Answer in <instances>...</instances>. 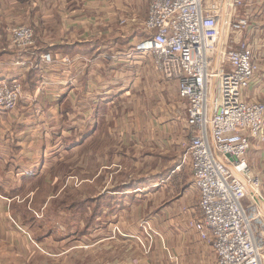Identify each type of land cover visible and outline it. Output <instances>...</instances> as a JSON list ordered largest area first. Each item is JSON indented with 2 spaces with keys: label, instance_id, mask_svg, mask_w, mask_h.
Returning a JSON list of instances; mask_svg holds the SVG:
<instances>
[{
  "label": "rangeland",
  "instance_id": "1",
  "mask_svg": "<svg viewBox=\"0 0 264 264\" xmlns=\"http://www.w3.org/2000/svg\"><path fill=\"white\" fill-rule=\"evenodd\" d=\"M116 1V24L112 27L115 32L107 42L102 39L107 46L115 41L109 47H112L110 55L118 53L115 67L104 59H96L97 55L85 57L76 63L82 69H91V73L87 78L83 72L77 75L78 90L74 91L68 83L62 82L59 86H47L48 95L41 87L33 91L36 80L29 72L20 74L22 78L17 75L16 80H7L19 83L20 92L14 109L0 110V194L10 196L9 201L0 198V256L49 258L59 255L63 259L60 264H67V261L63 262L65 257L72 256L80 259L75 264H98L93 259L107 253L108 257L122 258V264H131L126 262L129 258H134V264H153L150 251L155 240L179 243L175 221L169 220L174 210L193 211L192 217L197 216L198 193L192 189L187 162L181 163L184 151L179 145L181 140L188 139L189 132L185 128V136L179 135L181 140L173 138L185 119V110L179 107L184 104L178 98L177 88L162 80L150 57L128 59L124 56L145 36L143 25L151 0H134L135 5L127 4L125 0ZM242 2L238 15L250 18V22L240 41L254 49L258 66L255 80L264 81V36L260 33L261 16L264 24V0ZM20 26L33 32V47L28 51L15 49L12 45L10 29ZM120 28H123L124 38L115 36ZM7 32L8 40L0 41V52L10 48L16 53L15 58H21L18 65L28 67L34 50L45 40H38L28 25L11 26ZM51 35H46L51 40L49 44L42 43L44 49L55 43V34ZM3 57L0 56V62ZM66 57H52L48 67L57 66ZM13 70L15 68H10L9 72L0 70L3 75L0 80L5 81ZM54 75L57 74L51 77ZM86 86H90L89 89ZM87 90L96 100L84 101ZM105 91H109V98L99 102L98 95L103 97ZM69 92L75 97L68 99ZM48 96L52 97L49 102ZM91 132V137L83 139V134ZM258 144L260 149L263 148ZM258 160L250 170L260 181L262 178L259 195L264 199V162ZM7 161L12 163L10 168ZM21 163L35 173L21 178L17 173ZM7 171L10 176H17L16 180H8L10 176L7 175L8 182L2 183ZM147 181H151L150 184ZM121 183L135 184L130 190L133 194L122 196L117 203L130 209L129 212L117 218L101 217L99 211L101 205L105 206V191H111ZM114 201L109 199L108 204ZM245 206L264 254V210L255 200L247 199ZM5 219L13 225L9 232L3 225ZM105 223L112 229L123 225L125 230L106 231L100 228ZM25 224L31 231L26 235L29 246L21 249L23 241L15 229L20 225L26 228ZM178 224V229H182ZM139 225L146 228L144 232ZM90 226L92 231L88 233L86 229ZM5 231L8 238L4 240ZM111 233L113 240V235L108 237ZM40 238L54 242L42 249L33 243L34 239ZM104 239L107 240L101 241ZM16 241L21 243L17 251H13L8 244ZM174 249L176 253L177 248ZM84 257L88 259L84 260Z\"/></svg>",
  "mask_w": 264,
  "mask_h": 264
},
{
  "label": "built area",
  "instance_id": "2",
  "mask_svg": "<svg viewBox=\"0 0 264 264\" xmlns=\"http://www.w3.org/2000/svg\"><path fill=\"white\" fill-rule=\"evenodd\" d=\"M242 0H151L145 36L125 54L151 59L162 80L175 84L185 106L189 137L181 140L198 193L197 216L185 223L206 245L213 264H264L245 202H254L261 182L247 155L252 141L264 144V103L246 93L256 78L254 49L242 42L250 18H241ZM15 49L28 51L33 32L10 29ZM78 59L66 57L64 65ZM40 62L52 63L49 53ZM19 83L0 82V110L14 109ZM151 231V229H149ZM174 264L177 257L170 256Z\"/></svg>",
  "mask_w": 264,
  "mask_h": 264
},
{
  "label": "crops",
  "instance_id": "3",
  "mask_svg": "<svg viewBox=\"0 0 264 264\" xmlns=\"http://www.w3.org/2000/svg\"><path fill=\"white\" fill-rule=\"evenodd\" d=\"M117 2L118 1L116 0H0V41L8 40L7 29L15 25H28L32 27L38 40H41L42 38V40H45L44 42L48 44H49L48 41L51 40V38L47 37L46 35L50 36L51 34L53 35V33L55 34L53 35L55 39V43L53 45H48L44 49L45 44H42L44 43L42 42L40 43L42 48L38 46V48L34 50L35 51L34 55L31 56L30 60L28 61V67L26 66L21 67L20 65H18L17 61H20L21 58H17V57L15 58L14 54L16 53L10 48L9 51L2 50L3 52L2 51L0 52V56L1 57L4 56V57L3 59H1L2 61L0 62L2 64L0 65V70H2L3 72L5 71L9 72L10 68L11 70L15 68V70L12 71V74L9 75V77L5 81L7 80L12 81L15 79L17 75H19L18 78H22L23 75L20 74L29 72L35 77L36 80V86L33 91L41 87L42 91L48 95V93H46L47 86H53L55 84L56 86H59L63 83H68V86L70 88H73L74 91L78 90L79 87H77L78 85L76 82L77 75H81V73L83 72L85 73V78H87V75L90 76L89 74L91 73V69H87V70L82 69L80 68V64L76 63L77 61L81 62V60H84L83 58L85 57H86L85 59H87L88 57L92 58L93 55H97L98 57L96 56V59L98 58L104 59L103 61H108L107 64L113 65L115 67L117 62H115L114 60H116L118 53L116 55H110L112 47L109 49V47L112 46L114 40L110 42L109 44L110 46H107L105 43L104 44L102 43V39H105V42H107L109 36L115 32V29L112 27L113 25L116 24L115 23L116 16H115L114 8H115V3ZM125 2L129 5L130 3L135 5L134 0H125ZM118 20L119 19H117L116 21L118 22ZM261 22L263 23L262 16L260 17L261 31L260 28L259 31L264 36V24L262 25ZM122 30L123 28L118 29L117 32L119 33L116 34L115 36L124 38ZM45 53H49L50 55H52L53 58L62 55L70 58H75L78 60L75 62L76 64L74 63L73 65L70 66L60 65L61 64L60 63L57 66L52 65L48 67L41 65L39 59V56ZM5 55L9 57L6 58ZM17 68H22V69L17 70ZM48 69H50L51 72L53 73H50ZM53 74H57V75H54L55 77H51L53 76ZM0 77L3 78V75L2 76L0 75ZM255 79L250 84V87L247 90L246 95L249 99L251 96V100L257 101V99H259L264 102V85H261L262 83H264V81H261V79H257L256 81ZM89 87L90 86H86L87 89H89ZM117 93L118 91L115 94ZM71 94L72 92L71 93L69 92V94L66 95L68 99L70 98L72 99L75 97L74 95L71 97ZM91 95L89 90H87L83 95L84 101L92 102L91 100H96L95 97ZM102 95L103 97L98 95L99 102L109 98L108 96L109 91L103 92ZM50 97L51 96L47 97L48 102L51 100ZM179 107L185 110L184 108L185 106H183L182 104H180ZM45 113H47L46 110ZM185 117H186V113H185ZM180 124H181L180 127L181 129L179 131L177 130V132L173 135V138H175V140H177L178 137L181 140V137L179 135L184 137L186 134L185 119H184V125L182 123ZM91 134L92 132L85 133L82 135V137L83 139H87L91 137ZM175 140L174 142L177 145V149H178V144ZM258 145L259 144L256 141H252L251 143V149L247 155V161L249 163V167L253 166L257 158H259L258 162L260 161L264 162V144H262L263 148L261 147V149L259 148ZM6 164L9 166V168L12 166V163L9 161H7ZM17 173L21 178L26 179V177H30L31 175H33L35 171L29 169V167L25 165H22L21 163L20 165H18ZM7 175L10 176V172L8 171L5 172L4 174L5 177L2 183L8 182L6 181ZM16 177L17 176L14 177L10 176L8 177L9 179L8 178L7 179L16 180ZM147 182L150 184L151 181L150 182L147 181ZM260 182H261L260 188L262 189V185H263L262 178ZM126 184L121 183L118 186L113 187L111 191L108 190L105 191L106 195L104 197V200L106 204L105 206H102L99 211V213L101 212L100 215L101 217L115 216L117 218L121 215H125L123 213L129 212L130 209H125L124 206H120L119 204H117L120 203L118 201L121 200L122 196L133 194L130 193L131 192L130 190L135 188L134 187L135 184L133 183L130 185L129 184L126 185ZM123 189H126V192H123L124 191ZM192 189L195 191L193 187ZM0 198L1 199L3 198L5 201L10 200V196L4 194H0ZM109 199L110 201L111 200H115V201L113 204L106 206ZM257 202L260 204V207H262L264 210V199L263 202L261 200H258ZM2 203L6 204L5 202ZM182 216H184L185 218H183ZM192 216H193V211L182 213L181 210L178 211L174 210V213L170 215L169 220L171 222H173V220L175 221L174 229L179 234V243L177 244L174 241H168L167 243H165L163 239H161V241L159 242L155 240L154 245L152 247V251H150L153 264L154 263L174 264L170 259V256L177 257V264H213L214 258L209 248L203 243H201L198 237L191 231H188L185 227V223L187 222V220L192 218ZM181 221L184 223H182ZM177 224L182 226L183 228L178 229L179 226H177ZM3 225L8 230V232L9 230L13 229L12 228L13 225L12 226L9 225L6 219ZM103 226L104 227H100V228L103 229L105 228L106 231L109 232H111V230H113V232H115V230H117V232L123 231V229L125 230L123 225H119V226L117 225L116 227H113L114 229H112V226L108 227V223L103 224ZM140 226L141 225H139V227ZM141 229L145 230L146 228L142 227ZM15 230L19 231L18 237L19 239L22 238L21 240L23 241L21 249H23V247L29 246L28 238L26 235H28L27 233L31 231L27 228V226L25 228L24 226L20 225L17 226ZM8 232L6 233L5 231V234L3 235L4 240L5 237L8 238ZM21 232L23 233V236ZM112 235L113 237L111 240L115 239L114 234L111 233V235H108V237H111ZM84 237L86 238V236ZM34 240L33 243L42 249L47 248V246H50L54 242L53 240L47 241V240H42L41 238L37 241ZM105 240L107 239L101 241H105ZM20 243L21 242L16 241L8 245L10 246V248L13 249V251H17L18 245ZM175 247L177 248L176 253L173 251L175 250L174 249ZM106 255L107 253L101 254V257H99L98 259L94 258L93 260L98 264H122V262L120 261L122 260V258H119L118 256L108 257ZM90 257L93 258L94 256L90 255ZM60 258L61 257L59 255L51 256L49 258H43L36 255H5V256H0V264H50V263L60 264V260H63ZM65 258L66 259L63 262L65 263L67 261V264H75V263H79L80 261V259H73L72 256H67ZM87 259L88 257H84V260ZM133 261L134 258H129L128 260L126 259L127 263L134 264L135 262Z\"/></svg>",
  "mask_w": 264,
  "mask_h": 264
},
{
  "label": "trees",
  "instance_id": "4",
  "mask_svg": "<svg viewBox=\"0 0 264 264\" xmlns=\"http://www.w3.org/2000/svg\"><path fill=\"white\" fill-rule=\"evenodd\" d=\"M105 204H106V202H105ZM106 206H109V204L107 203V205H106ZM101 207H102V205L100 206V209H101ZM84 228H85V227H84ZM90 228H91V226H90L88 229H86V228H85V229H86V231L88 230V233H90V231H92V230H90ZM86 231H85V232H86Z\"/></svg>",
  "mask_w": 264,
  "mask_h": 264
},
{
  "label": "bare ground",
  "instance_id": "5",
  "mask_svg": "<svg viewBox=\"0 0 264 264\" xmlns=\"http://www.w3.org/2000/svg\"><path fill=\"white\" fill-rule=\"evenodd\" d=\"M253 199L257 202L258 201V199H257V197L256 196H253Z\"/></svg>",
  "mask_w": 264,
  "mask_h": 264
}]
</instances>
